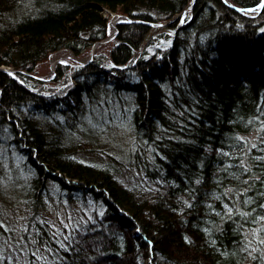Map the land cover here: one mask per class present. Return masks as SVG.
I'll return each mask as SVG.
<instances>
[{"label": "trees", "instance_id": "1", "mask_svg": "<svg viewBox=\"0 0 264 264\" xmlns=\"http://www.w3.org/2000/svg\"><path fill=\"white\" fill-rule=\"evenodd\" d=\"M260 1L0 0V264H264Z\"/></svg>", "mask_w": 264, "mask_h": 264}, {"label": "rangeland", "instance_id": "2", "mask_svg": "<svg viewBox=\"0 0 264 264\" xmlns=\"http://www.w3.org/2000/svg\"><path fill=\"white\" fill-rule=\"evenodd\" d=\"M192 2H194V0H191V2H189V4L191 3V5H192ZM186 9H187V11L185 13L188 16L189 15V12H188L189 8H186ZM103 12L109 18V31L111 32L110 23H111V16L112 15H111V13H110V11L108 9L107 10H103ZM116 13L123 14L121 12H116ZM152 27L153 28H152L151 32L149 33V36H151L152 38L155 37L156 42H158L161 39L163 41H166V42L169 41V39L171 38V35L160 36V33L166 32V33L172 34V30L171 29H165L163 27H159V30H157V29H155V27H157V25H154V24L152 25ZM145 45H146V48L148 50V54L149 55L155 53V50H154L155 42L154 41L150 42L149 44H148V41H146ZM168 46H169L168 43L167 44L164 43L162 45V47H168ZM97 47L98 46L95 47L94 53L96 52ZM91 49H92V47H91ZM91 49L89 50V53L87 55L83 56V57H77L71 51L64 50V49H61V50H59L57 52H54V53L50 54V56H49V58L47 59L46 62H44L43 64H40L39 66L36 67V71H35L36 72V76L39 77V78H42V79H51L52 76H53V67L56 66V64H58L59 62L67 63V64L80 63V62L84 63L85 61H87L89 59V57L91 55ZM2 68L10 69L9 67H5V66L2 67Z\"/></svg>", "mask_w": 264, "mask_h": 264}, {"label": "bare ground", "instance_id": "3", "mask_svg": "<svg viewBox=\"0 0 264 264\" xmlns=\"http://www.w3.org/2000/svg\"><path fill=\"white\" fill-rule=\"evenodd\" d=\"M262 1V0H261ZM261 1H260V3L258 4V6L259 7H261L262 5H261ZM261 5V6H260ZM187 8V7H186ZM186 8L183 10V11H187L186 10ZM237 10H239V11H242V9L241 8H236ZM182 11V12H183ZM181 12V13H182ZM110 13H111V23H110V27H111V32L109 31V34H108V36L105 38V39H107V38H109L110 36H113L112 37V39L116 36V34H117V32H118V28H117V31H116V27H117V24L119 23V22H122V21H132L133 19H131V18H128L127 17V19H125V18H123L122 16H120V15H116L117 13L115 12H112V11H110ZM180 14V13H179ZM178 15V14H177ZM177 15H175V16H173L171 19H169V20H167V21H163V22H158V23H150L151 25H157V26H159V27H163V28H165V29H171L172 30V34H169V33H166V32H163L165 35H172L171 36V38L169 39V41H163L162 39L161 40H159L158 42H156V39H155V37L153 38L155 41V47H154V50H155V53H153V54H151V55H149L148 54V57L150 58V57H153L155 54H157L158 53V51L159 50H161L163 47H162V45L165 43V44H169V47L170 46H172V44H173V37H174V35L176 34V32L178 31V29L182 26V24L186 21V19L188 18V16H187V14L185 13L184 15H180L179 17L181 18L180 19V21L178 22V24H177V27H172L171 26V24L175 21V20H177L179 17H177L176 18V16ZM187 16V17H186ZM116 31V32H115ZM115 32V33H114ZM111 39V40H112ZM102 40H104V39H102ZM110 40V41H111ZM110 41H108V42H110ZM153 42V41H152ZM64 50H68V51H70V49H64ZM55 64V63H54ZM54 70H55V66L53 67V74H54Z\"/></svg>", "mask_w": 264, "mask_h": 264}, {"label": "water", "instance_id": "4", "mask_svg": "<svg viewBox=\"0 0 264 264\" xmlns=\"http://www.w3.org/2000/svg\"><path fill=\"white\" fill-rule=\"evenodd\" d=\"M263 2H264V0L261 1V5L263 4ZM192 3H193V2H192ZM190 5H191V3L187 6V8H189ZM261 5H260V6H261ZM101 9H102V10H107V9L104 8V7H101ZM186 10H187V9H186ZM185 12H186V11H183L182 13L178 14V15L176 16V18L179 17L180 15H184ZM116 15H120V16H122L123 18L127 19V16H126V15L119 14V13H117ZM116 31H117V27H116ZM116 31H115V32H116ZM115 32H114V33H115ZM112 37H113V36H110V37L107 38V39L100 40V41L96 42V43L92 46V49H91V55H90V57H89V59H88L87 61H89V60L92 59L93 54H94V50H95V47H96V46L103 45V44L107 43L108 41H110V40L112 39ZM87 61H85V62H87ZM38 78H39V77H38ZM0 92H1V90H0Z\"/></svg>", "mask_w": 264, "mask_h": 264}]
</instances>
